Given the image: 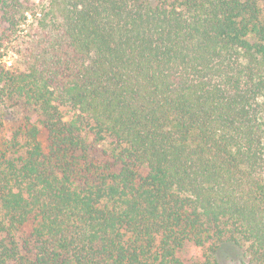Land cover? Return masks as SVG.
Segmentation results:
<instances>
[{
  "label": "trees",
  "instance_id": "obj_1",
  "mask_svg": "<svg viewBox=\"0 0 264 264\" xmlns=\"http://www.w3.org/2000/svg\"><path fill=\"white\" fill-rule=\"evenodd\" d=\"M37 2L0 0V264H264V0Z\"/></svg>",
  "mask_w": 264,
  "mask_h": 264
},
{
  "label": "rangeland",
  "instance_id": "obj_2",
  "mask_svg": "<svg viewBox=\"0 0 264 264\" xmlns=\"http://www.w3.org/2000/svg\"><path fill=\"white\" fill-rule=\"evenodd\" d=\"M35 3H38V0H34ZM33 21V16H28L27 21L20 26L21 34L19 36L12 40V41H5L3 46L0 48V63L4 64L5 66H9L11 63H13L18 55H17V48L20 47L21 38L26 32L29 24ZM23 29V31H22ZM20 102L15 99H6L3 100L0 103V115L4 118V125L5 128L9 127L11 121L14 122L15 118L20 116ZM41 137H44V132H42Z\"/></svg>",
  "mask_w": 264,
  "mask_h": 264
}]
</instances>
